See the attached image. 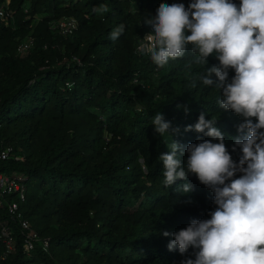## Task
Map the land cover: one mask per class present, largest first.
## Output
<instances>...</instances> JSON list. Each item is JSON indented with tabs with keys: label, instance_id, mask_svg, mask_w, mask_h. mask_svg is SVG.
<instances>
[{
	"label": "trees",
	"instance_id": "16d2710c",
	"mask_svg": "<svg viewBox=\"0 0 264 264\" xmlns=\"http://www.w3.org/2000/svg\"><path fill=\"white\" fill-rule=\"evenodd\" d=\"M191 2L0 0L7 16L0 18V151L13 149L0 171L22 178V219L48 242L44 249L34 240L26 252L27 232L0 202V264H181L195 258L191 248L183 255L169 251L172 237L162 233L209 219L213 193L195 175L188 177L189 192L181 190V180L165 188L158 156L172 141L211 140L185 131L201 113L216 120L234 162L241 155L238 147L233 151L234 140L247 133L237 131L239 116L218 106L220 90L200 79L218 64L214 55L197 63L189 45L182 58L157 67L138 51L139 38L151 32L143 17H155L161 3L187 8ZM101 5L106 12L94 11ZM72 19L76 28L63 36L59 23ZM121 24L124 32L110 39ZM28 37L32 49L19 55ZM233 76L229 69V82ZM158 112L170 122L169 136L154 132ZM2 227L12 230L11 253H5Z\"/></svg>",
	"mask_w": 264,
	"mask_h": 264
},
{
	"label": "clouds",
	"instance_id": "9594fccd",
	"mask_svg": "<svg viewBox=\"0 0 264 264\" xmlns=\"http://www.w3.org/2000/svg\"><path fill=\"white\" fill-rule=\"evenodd\" d=\"M94 11L106 12L107 7ZM141 23L151 32L139 38L138 51L148 54L157 67L182 58L189 45L197 63L206 64L215 56L218 64L207 67L200 79L220 90L218 106L239 116L237 131L247 133L234 140L233 151L238 147L241 152L234 162L223 133L214 126L216 120L201 113L185 131L212 139L186 146L172 141L170 151L158 156L165 188L181 180V190L189 192L188 177L195 175L212 191L216 205L209 219L193 220L178 232L164 231L163 236L172 237L168 250L178 249L181 255L194 250L195 258L181 264H264V0H239V5L233 0H192L187 8L183 3H161L155 17H143ZM124 30L119 25L110 39ZM229 69L234 70L230 82ZM152 127L159 136L168 135L170 122L158 112Z\"/></svg>",
	"mask_w": 264,
	"mask_h": 264
},
{
	"label": "built area",
	"instance_id": "2783aa9c",
	"mask_svg": "<svg viewBox=\"0 0 264 264\" xmlns=\"http://www.w3.org/2000/svg\"><path fill=\"white\" fill-rule=\"evenodd\" d=\"M0 18H7L3 8H0ZM59 31L63 36L69 35L76 28L75 21L67 20L61 21L58 25ZM33 46V40L28 39L19 43L17 47V53L19 55H25L28 53ZM13 153L12 147H6L0 151V161L7 160ZM22 178L17 176H9L0 171V202L6 208L8 215L11 219H16L22 230L27 232L29 242L26 244L25 250L29 252L32 249V241L39 240L40 245L44 248H48L47 240L41 241L37 233L30 227L28 221L22 219V212L20 206L26 201V189L21 183ZM6 196L10 200L6 199ZM1 235L3 243L6 248V254L11 253L14 250V239L12 236V230L7 227H2ZM31 264V263H26Z\"/></svg>",
	"mask_w": 264,
	"mask_h": 264
}]
</instances>
